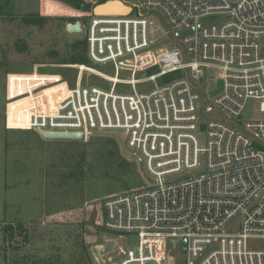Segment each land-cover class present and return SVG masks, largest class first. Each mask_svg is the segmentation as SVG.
<instances>
[{
    "label": "built area",
    "instance_id": "obj_1",
    "mask_svg": "<svg viewBox=\"0 0 264 264\" xmlns=\"http://www.w3.org/2000/svg\"><path fill=\"white\" fill-rule=\"evenodd\" d=\"M96 3L129 9L91 12L85 26L87 60L111 67L113 76L86 64L76 66L74 86L59 74H9L6 129L80 134L82 142L98 133L124 135L149 182L104 202V229L137 238L109 264H166L178 246L174 263L264 264V250L247 245L264 239V116L240 119L248 100L264 115V0ZM208 69L218 71L221 88L203 113L235 122L199 116L194 84ZM85 73L109 89L84 86ZM118 85L130 92H117Z\"/></svg>",
    "mask_w": 264,
    "mask_h": 264
},
{
    "label": "rangeland",
    "instance_id": "obj_2",
    "mask_svg": "<svg viewBox=\"0 0 264 264\" xmlns=\"http://www.w3.org/2000/svg\"><path fill=\"white\" fill-rule=\"evenodd\" d=\"M0 2V264H109L120 258L119 250L134 248L135 235L106 231L104 202L149 182L143 163L127 148L121 132L98 133L87 142L47 140L36 131L8 130L4 105L6 77L12 73L59 74L70 85L75 68L69 64L87 59L86 27L89 13L99 4L83 0L90 12L72 9L55 0H2ZM130 3L141 0H128ZM66 7V9H65ZM69 15V16H67ZM77 15V17H71ZM159 28L163 22L157 17ZM80 23V32L68 33L67 25ZM73 23V24H74ZM163 39L158 40L161 44ZM85 45H83L84 43ZM81 54V55H80ZM68 63V64H62ZM107 76L109 66L85 62ZM217 70H204L195 81L200 91L199 116L203 120H228L220 113H203L208 98L221 88ZM143 73L137 75L142 78ZM128 74L121 73V79ZM82 84L108 90L110 84L85 73ZM149 85H146L147 87ZM142 86H138L140 90ZM117 92H130L118 85ZM255 100H248L242 123L261 120ZM204 132L199 140L204 141ZM21 226V230H17ZM250 249L264 250V239H250ZM166 264H180L181 247L168 252Z\"/></svg>",
    "mask_w": 264,
    "mask_h": 264
},
{
    "label": "water",
    "instance_id": "obj_3",
    "mask_svg": "<svg viewBox=\"0 0 264 264\" xmlns=\"http://www.w3.org/2000/svg\"><path fill=\"white\" fill-rule=\"evenodd\" d=\"M104 5H96L93 9H92V14L95 16H100L96 14V9L98 7H101ZM123 6V5H122ZM124 7V6H123ZM126 8V7H125ZM66 9V7H65ZM69 16V15H67ZM71 17H77V15H71ZM67 32L68 33H74V32H80V23H74V24H68L67 25ZM41 137L43 139H47V140H80V134H73V133H49V132H45L41 134Z\"/></svg>",
    "mask_w": 264,
    "mask_h": 264
},
{
    "label": "trees",
    "instance_id": "obj_4",
    "mask_svg": "<svg viewBox=\"0 0 264 264\" xmlns=\"http://www.w3.org/2000/svg\"><path fill=\"white\" fill-rule=\"evenodd\" d=\"M55 1H58L72 9H75V10H79V11H83V12H90V5L88 3H85L83 0H55ZM72 24L74 22H71ZM84 43V42H83ZM85 45V43L83 44ZM82 53H86V47L82 48ZM80 54V55H81ZM84 56H80L79 58H77L76 60H72L71 59V62L69 64H78V63H81V64H85L86 62V58H83ZM62 64H68V63H62ZM172 78V76H167V78H164V81H167V80H170ZM17 230H21V226H18Z\"/></svg>",
    "mask_w": 264,
    "mask_h": 264
},
{
    "label": "bare ground",
    "instance_id": "obj_5",
    "mask_svg": "<svg viewBox=\"0 0 264 264\" xmlns=\"http://www.w3.org/2000/svg\"><path fill=\"white\" fill-rule=\"evenodd\" d=\"M128 12L129 9L119 3H108L96 9L97 15H126Z\"/></svg>",
    "mask_w": 264,
    "mask_h": 264
},
{
    "label": "crops",
    "instance_id": "obj_6",
    "mask_svg": "<svg viewBox=\"0 0 264 264\" xmlns=\"http://www.w3.org/2000/svg\"><path fill=\"white\" fill-rule=\"evenodd\" d=\"M0 2L2 3V4H4L5 2L4 1H2V0H0ZM41 136V135H40Z\"/></svg>",
    "mask_w": 264,
    "mask_h": 264
}]
</instances>
